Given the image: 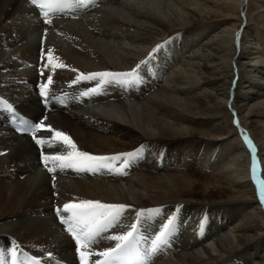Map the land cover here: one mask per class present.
Instances as JSON below:
<instances>
[{
	"label": "bare ground",
	"instance_id": "6f19581e",
	"mask_svg": "<svg viewBox=\"0 0 264 264\" xmlns=\"http://www.w3.org/2000/svg\"><path fill=\"white\" fill-rule=\"evenodd\" d=\"M92 5L76 19L44 24L27 0H0V98L46 117L81 151L113 156L145 147L129 160L127 175L50 173L39 153L55 154L60 145L41 149L0 120V257L13 250L70 257L74 245L53 206L99 200L130 205L107 235L129 230L141 209L161 210L140 217L143 245L177 217L153 264H264V203L251 177L255 164L264 179V0ZM49 50L67 67L43 68ZM142 60L139 82L106 84L90 96L81 93L96 80L72 83L79 72H129ZM49 74V95H64V109L40 103L35 83ZM114 244L102 240L89 249Z\"/></svg>",
	"mask_w": 264,
	"mask_h": 264
},
{
	"label": "snow or ice",
	"instance_id": "6c2138e0",
	"mask_svg": "<svg viewBox=\"0 0 264 264\" xmlns=\"http://www.w3.org/2000/svg\"><path fill=\"white\" fill-rule=\"evenodd\" d=\"M29 3L38 9V14L44 17V21L48 24L52 23L49 18L50 13L54 11H64L66 8L74 7H87L90 4H94L95 0H29ZM168 41L163 44H158L156 48L150 53L152 58L154 53H157L163 47L167 45ZM47 64L43 68H47L51 65V72H55L57 68H65L67 65L61 63H55L52 51L47 53ZM147 61L142 60L140 64H137L136 68L129 72H79L75 79L72 80L73 84L78 83L81 80H96L95 87L88 88L82 92V96H90L92 94L99 93L102 87L106 84L116 83L120 85H128L138 81L137 69ZM43 68L41 69V75H43ZM72 71H78L72 69ZM53 84L52 75L49 74L46 77V83L39 85V95L42 98V102L47 105L51 100H57L60 103H64V100L55 94L49 96V86ZM0 107H5L9 111L14 113L15 110L12 105L8 104L2 98H0ZM46 119V117L44 118ZM238 123V121H237ZM48 129L53 135L50 139L37 138L36 133L41 129ZM21 131H30L33 140L41 149L47 146L49 149L55 147L56 144L60 145V151L55 154H44L41 151V158L44 163V167L50 173H55L57 168L61 171L65 169H75L77 172H99L101 169H107L109 171H115L118 174L127 175L125 168L129 165V160L140 156L144 145L134 150L133 152L118 153L113 156H99L93 155L89 152L81 151L77 147V144L71 136L62 131L53 129L51 125H46L44 120H40L38 123H29L26 119L21 120ZM249 146L255 152V145L251 140L245 137ZM121 160V167H115L114 161ZM51 162L52 167H49ZM253 178L256 179V166L253 164L252 168ZM54 179V177H53ZM259 184V198L264 203V181L256 180ZM55 186V185H53ZM130 205L126 204H111L103 203L99 200H80L79 202L70 201L63 204L62 208L57 206L55 211L59 217L60 222L66 225L65 231L70 234L77 244V251L81 260V264H89V258L93 255L102 257V259H95L92 264H151L153 258L162 252L165 246L169 245V238L176 231L175 221L177 217L173 215L168 219L167 223L163 224L158 234L151 239L147 247L143 246V242H146V238L138 234L137 224L140 223V217H143L146 213H159L161 210L156 209H141L137 214V223H133L129 230L107 235L110 229L115 228L121 222V218L126 209ZM63 213V214H62ZM102 240L115 241L114 246L104 248L102 251L93 252L89 250V245L98 244ZM51 255V254H49ZM13 262L16 264V252H12ZM25 260L35 261L36 257H25ZM0 264H5L2 257H0Z\"/></svg>",
	"mask_w": 264,
	"mask_h": 264
}]
</instances>
